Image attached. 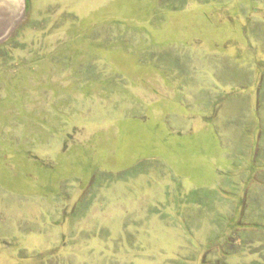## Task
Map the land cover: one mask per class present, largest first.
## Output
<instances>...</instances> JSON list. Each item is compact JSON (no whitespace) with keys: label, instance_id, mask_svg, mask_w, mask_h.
<instances>
[{"label":"rangeland","instance_id":"rangeland-1","mask_svg":"<svg viewBox=\"0 0 264 264\" xmlns=\"http://www.w3.org/2000/svg\"><path fill=\"white\" fill-rule=\"evenodd\" d=\"M0 48V264H264V0H30Z\"/></svg>","mask_w":264,"mask_h":264},{"label":"water","instance_id":"water-1","mask_svg":"<svg viewBox=\"0 0 264 264\" xmlns=\"http://www.w3.org/2000/svg\"><path fill=\"white\" fill-rule=\"evenodd\" d=\"M25 12L26 0H0V43L9 39Z\"/></svg>","mask_w":264,"mask_h":264},{"label":"trees","instance_id":"trees-1","mask_svg":"<svg viewBox=\"0 0 264 264\" xmlns=\"http://www.w3.org/2000/svg\"><path fill=\"white\" fill-rule=\"evenodd\" d=\"M29 2H30V0H26V11H28L29 8H30V6H29ZM2 45H3V44L0 45V48H1Z\"/></svg>","mask_w":264,"mask_h":264}]
</instances>
